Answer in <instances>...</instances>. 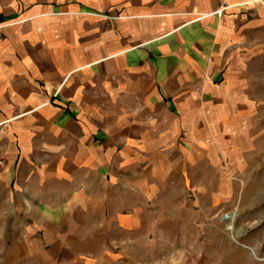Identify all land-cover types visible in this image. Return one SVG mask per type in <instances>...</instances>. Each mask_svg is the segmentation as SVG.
<instances>
[{"label":"crops","instance_id":"crops-1","mask_svg":"<svg viewBox=\"0 0 264 264\" xmlns=\"http://www.w3.org/2000/svg\"><path fill=\"white\" fill-rule=\"evenodd\" d=\"M254 1H0L1 124L31 198L17 206L48 246L21 228L4 264H140L151 210L197 150L190 129L232 104L239 52L264 31Z\"/></svg>","mask_w":264,"mask_h":264},{"label":"rangeland","instance_id":"rangeland-1","mask_svg":"<svg viewBox=\"0 0 264 264\" xmlns=\"http://www.w3.org/2000/svg\"><path fill=\"white\" fill-rule=\"evenodd\" d=\"M253 6L264 9V0ZM246 44L239 52L243 74L232 104L205 108L198 128L190 129V135L197 134L190 136L197 150L187 146L186 177L162 194V208L151 210L156 228L139 242L135 259L140 264H264V31L248 34ZM2 121L0 115V264L21 228H29L31 238L48 249L42 231L31 232L36 210L17 206L31 198L21 191L20 173L14 175L22 168L16 161L21 153L17 130ZM229 125L240 138L237 143L224 137ZM243 141L246 150L238 151ZM31 167L35 162H25L23 169ZM227 216L231 219L223 220Z\"/></svg>","mask_w":264,"mask_h":264},{"label":"bare ground","instance_id":"bare-ground-1","mask_svg":"<svg viewBox=\"0 0 264 264\" xmlns=\"http://www.w3.org/2000/svg\"><path fill=\"white\" fill-rule=\"evenodd\" d=\"M231 219V217L227 216V217H223V220H228ZM227 227H229V225H227Z\"/></svg>","mask_w":264,"mask_h":264}]
</instances>
